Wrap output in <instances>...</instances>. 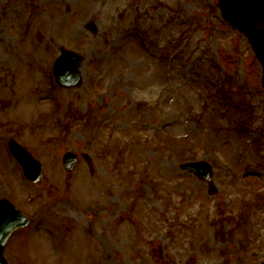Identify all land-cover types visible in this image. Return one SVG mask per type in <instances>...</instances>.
I'll use <instances>...</instances> for the list:
<instances>
[{"label":"rangeland","instance_id":"obj_1","mask_svg":"<svg viewBox=\"0 0 264 264\" xmlns=\"http://www.w3.org/2000/svg\"><path fill=\"white\" fill-rule=\"evenodd\" d=\"M216 1L0 0V197L31 218L10 264H264L261 68ZM62 47L78 87L51 75ZM200 159L210 193L179 168Z\"/></svg>","mask_w":264,"mask_h":264},{"label":"water","instance_id":"obj_2","mask_svg":"<svg viewBox=\"0 0 264 264\" xmlns=\"http://www.w3.org/2000/svg\"><path fill=\"white\" fill-rule=\"evenodd\" d=\"M217 7L221 16L247 38L262 68L261 82L264 87V0H218ZM79 61L80 54L64 48L61 50L53 64V75L60 86L81 84ZM8 146L12 155L21 163L25 176L37 181L42 175L41 163L15 140H9ZM76 156V153L67 151L62 157L64 168L68 171L75 168ZM180 167L192 170L200 178L209 180L212 177L211 167L206 161L186 162ZM28 221L29 219L7 198L0 199V264H8L3 250L9 235L13 230L28 224Z\"/></svg>","mask_w":264,"mask_h":264}]
</instances>
